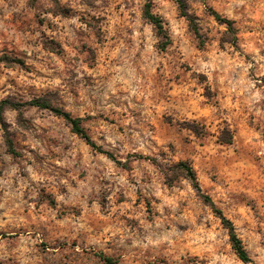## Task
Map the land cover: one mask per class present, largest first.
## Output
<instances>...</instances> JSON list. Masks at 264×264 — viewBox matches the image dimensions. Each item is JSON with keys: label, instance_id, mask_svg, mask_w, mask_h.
Instances as JSON below:
<instances>
[{"label": "rangeland", "instance_id": "obj_1", "mask_svg": "<svg viewBox=\"0 0 264 264\" xmlns=\"http://www.w3.org/2000/svg\"><path fill=\"white\" fill-rule=\"evenodd\" d=\"M152 1L0 0V264H264V0Z\"/></svg>", "mask_w": 264, "mask_h": 264}, {"label": "trees", "instance_id": "obj_2", "mask_svg": "<svg viewBox=\"0 0 264 264\" xmlns=\"http://www.w3.org/2000/svg\"><path fill=\"white\" fill-rule=\"evenodd\" d=\"M54 1H56V0H54ZM174 1L178 4V6H179L180 10L182 11V13L184 14V16L190 22H193V20H190V16L188 14H186V12H185L186 4H185L184 0H174ZM214 16H215L217 21H220L227 26L228 32L233 36L232 43L235 44L236 43L235 42L236 41V32H235V27H234V21L227 19V18H223L217 12H214ZM144 17L156 27V29L158 30V32L161 35H165V30H164L163 21H162L161 17L159 15H156L153 12V1L152 0H147V2L145 4ZM195 33L197 35L199 34L198 30L196 28H195ZM28 105L40 107V108H44V109H50L56 115L62 117L70 125L72 131L75 134H77L80 138H82L91 148H93V149H95L101 153H104L109 158L115 160V158L112 154H110L109 152H104L102 150V148H100L92 140V138L89 136V134L84 129V127L82 125V120L80 118L72 117V115L70 113L64 112V111L59 110L57 108H53L51 105H49L46 102H43L41 100H33V101L29 102ZM16 107H18L17 104L12 103L11 101H8V100L0 101V124L3 127H5V120H4L5 112L9 108H16ZM6 145H7L8 150L11 154H13V155L18 154V152H16V150H15L13 140L9 136L6 137ZM178 168L185 173L186 177L192 182V185L195 188V190L201 195L203 200L207 204L210 205L213 212L221 220L223 227L228 231L230 244L232 246L233 251L237 255V257L243 263H251L252 259L249 256V254H248V252H247V250L243 244V241L239 237L234 223L223 214L222 210H220L219 208L216 207L212 198L209 195L203 194L202 189L199 185L197 174H196L195 170L186 162L179 163ZM107 260H108V262L111 261V259H109V258Z\"/></svg>", "mask_w": 264, "mask_h": 264}]
</instances>
